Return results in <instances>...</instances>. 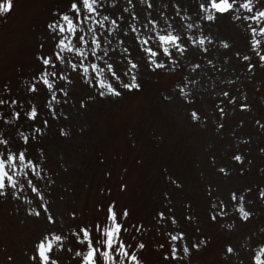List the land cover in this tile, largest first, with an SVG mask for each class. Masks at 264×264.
I'll return each instance as SVG.
<instances>
[{"label": "snow or ice", "instance_id": "1", "mask_svg": "<svg viewBox=\"0 0 264 264\" xmlns=\"http://www.w3.org/2000/svg\"><path fill=\"white\" fill-rule=\"evenodd\" d=\"M13 7L14 0H0V14ZM225 19L229 35L218 30ZM259 68H264V0H123V5L57 0L32 70L21 71L15 83L0 80V204L11 205L22 225H36L21 249L22 261L0 245L6 264H190L211 240L205 223L233 232L237 224L252 222L255 206L264 209V182L221 183L236 172L245 174L251 161L239 145L250 143L251 136L237 138V150L225 163L218 164L217 152H207L211 175L201 173L203 216L176 173L165 175L150 217H134L129 205L111 198V188L91 217L62 208L71 188L60 194L56 186L70 161L53 157L46 141L54 129L70 139L72 129L64 122L99 101L142 93L152 76L177 77L161 91L162 103L176 106L198 131L220 136L227 116L254 110L239 87ZM253 122L264 132L261 119ZM258 151L264 154V147ZM127 187L121 182L119 191ZM220 264H264V227L229 241Z\"/></svg>", "mask_w": 264, "mask_h": 264}, {"label": "rangeland", "instance_id": "2", "mask_svg": "<svg viewBox=\"0 0 264 264\" xmlns=\"http://www.w3.org/2000/svg\"><path fill=\"white\" fill-rule=\"evenodd\" d=\"M56 4L57 0H14L13 9L0 14V80L11 79L15 83L21 71L32 70L37 42L42 39L49 10ZM218 30L229 35L231 25L222 20ZM238 46L244 47L242 39ZM236 67L239 69L242 65L237 63ZM175 79L152 76L138 95L97 102L80 118L64 122L72 129L70 139L58 137L53 130L46 141L49 151L53 157L59 155L70 161L56 186L60 194H65V186L71 188L60 205L62 208L75 207L91 217L95 203L110 198L107 189L111 188V198L129 205L134 217H150L159 205L165 175L176 173L186 181L185 194L198 203L197 210L203 216L201 173L205 177L211 175L207 152H217L218 164L225 163L237 150V138L243 140L249 136L251 142L239 145V150L249 153L247 160L251 164L246 166L244 175L236 172L221 183L255 186L264 182V154L258 151L264 147V132L253 122L261 119L264 123V68H259L251 80H245L239 87L253 101L254 110L247 115L237 111L227 116L220 136L211 129L198 131L176 106L162 103L161 91ZM211 102L209 99L208 103ZM107 172L111 175H105ZM121 182L128 185L124 192L119 191ZM101 188L105 191L101 192ZM255 207L256 218L247 225L237 224L233 232L205 223L203 230L212 241L204 251L191 256L190 264H220L221 250L229 241L264 227V209ZM21 219L12 213L11 205L0 204V245H5L22 261L21 249L36 225L34 222L22 225ZM0 264H6L3 253H0Z\"/></svg>", "mask_w": 264, "mask_h": 264}, {"label": "trees", "instance_id": "3", "mask_svg": "<svg viewBox=\"0 0 264 264\" xmlns=\"http://www.w3.org/2000/svg\"><path fill=\"white\" fill-rule=\"evenodd\" d=\"M212 241V239L210 240V242ZM210 242H209V244H210Z\"/></svg>", "mask_w": 264, "mask_h": 264}]
</instances>
